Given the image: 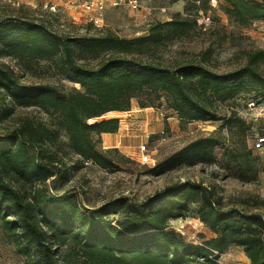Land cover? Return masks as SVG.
Here are the masks:
<instances>
[{"label": "trees", "instance_id": "trees-1", "mask_svg": "<svg viewBox=\"0 0 264 264\" xmlns=\"http://www.w3.org/2000/svg\"><path fill=\"white\" fill-rule=\"evenodd\" d=\"M220 1L226 3L225 14L243 25L264 22V0ZM194 24L195 19L175 14L170 21L151 25L142 36L125 38L111 32L56 33L34 18L7 15L0 19V54L20 61L51 60L61 75L79 86L64 89L49 83H23L0 63V123L11 115L14 105L38 106L55 116L53 127L25 118L0 133V222L27 264H219L218 256L228 245L240 246L249 264H264V218L238 208H221L200 181H177L141 201L118 197L93 208L84 207L74 194H51L45 186L53 176L62 183L68 180L57 154L60 129L80 162L114 166L111 152L120 154L116 149H100L99 135L117 131L118 118L105 115L128 110L133 98L141 108L165 98L167 107L186 122L217 120L216 103L247 90L264 98L261 49L247 52L242 66L225 72L201 61L171 68L133 56L165 39L186 35ZM98 52L108 55L94 67L77 62L76 55ZM224 125L235 126L242 152L233 157L242 158L249 173L241 177L252 180L258 158L242 137L250 123L232 112ZM220 143L215 133L196 137L149 171L159 175L183 165L211 164ZM190 203H197L196 214L216 235L213 239L193 242L169 228V220L186 216ZM115 214L122 217L113 221L109 216ZM63 247L70 248L72 258L59 259Z\"/></svg>", "mask_w": 264, "mask_h": 264}, {"label": "rangeland", "instance_id": "rangeland-1", "mask_svg": "<svg viewBox=\"0 0 264 264\" xmlns=\"http://www.w3.org/2000/svg\"><path fill=\"white\" fill-rule=\"evenodd\" d=\"M58 4L56 13L50 12L37 1L33 5H10L0 1V19L7 15L20 18H34L45 24L56 33H68L75 36H92L105 32L125 38L139 37L148 32V28L157 22L170 21L175 14L188 19H195L196 24L189 28L186 35L179 38L165 39L158 45L143 48V52H134L135 57L173 68L178 63L201 61L217 72H225L242 66L249 51L264 50V22L252 21L241 24L225 14L226 3L220 0H139L136 10L125 5L108 6L105 11L103 26L95 27L87 21V14L82 10L70 9L65 0H52ZM210 16V24L203 25L202 17ZM205 29H203V27ZM107 52L92 55H76L77 62L88 67L98 65L107 57ZM130 57V56H129ZM0 63L11 68L17 78L23 83H49L70 89L79 88L77 84L68 81L60 74L55 62L48 59L18 60L11 56L0 54ZM259 68L264 75V65ZM257 99L258 105L264 109V98L255 95L253 90L239 93L226 102L216 103L217 120L186 122L177 118L175 112L167 107L165 98L156 101L153 106L143 110L152 114L156 121L151 124L146 120L142 129L132 131L123 120L128 118L124 112H110L105 117L121 119V129L129 135L121 136L114 146H109L106 139H100L98 147L102 150H117L114 155V166L103 168L96 164L80 162V156L73 153L68 145V137L64 130L58 132L61 168L67 171L68 180L60 182L56 176L45 183L51 194H74L77 200L87 208L97 207L118 197L141 201L147 196L162 190L174 182L200 181L208 186L217 204L223 208H238L244 212H254L264 218V150H252V156L257 157L252 180L241 176L248 171L243 166L242 158L235 159L233 155L242 152L240 136L235 126H225L226 117L235 112L242 117L250 127L245 135L248 146L256 134L264 130V113L257 116L246 107L249 99ZM137 106L138 99L133 98ZM8 105L12 103L5 99ZM151 113V114H149ZM254 113V112H253ZM25 118L43 122L53 127L55 116L43 108L28 105H14L11 115L0 123V133L16 126ZM169 118V119H168ZM130 126V125H129ZM139 127L138 125H134ZM215 133L221 138V143L215 147V162L211 164L183 165L170 169L162 174L153 175L149 168L156 162L177 151L190 140ZM93 138L97 135L92 133ZM140 144H145L148 150L145 155L138 152ZM146 154L150 157H146ZM142 160V161H141ZM148 160L147 162H143ZM197 203H190L184 218L168 221L169 228L179 232L186 240L213 239L216 235L205 226L196 214ZM122 216L115 214L109 218L113 221ZM70 248L63 247L59 259L72 258ZM219 264H249L240 246L228 245L218 256ZM0 264H27L26 258L15 251L0 222Z\"/></svg>", "mask_w": 264, "mask_h": 264}, {"label": "built area", "instance_id": "built-area-1", "mask_svg": "<svg viewBox=\"0 0 264 264\" xmlns=\"http://www.w3.org/2000/svg\"><path fill=\"white\" fill-rule=\"evenodd\" d=\"M10 5L18 6L20 4H28L33 5L36 1L41 4L42 7L47 8L50 12L56 13L58 11V4L52 0H0ZM66 4L70 9L73 10H82L87 14V21L90 22L95 27L103 26L104 15L106 8L110 7H118L120 5H125L126 7L136 10L139 7V0H65ZM203 25L210 24V16L207 14L204 19L202 17ZM206 26L203 27L205 29ZM259 103L255 99H249L246 102V107L252 114L257 116L262 115L264 113V109L258 105ZM254 112V113H253ZM264 115V114H263ZM251 148L255 151H263L264 150V133L256 134L254 139L251 142ZM138 152L145 155L148 152L145 144H140L138 147ZM146 157H150L146 154ZM142 161V160H141ZM148 160H144L143 162H147ZM85 164H91L90 160L84 161ZM193 242H198L194 240Z\"/></svg>", "mask_w": 264, "mask_h": 264}, {"label": "crops", "instance_id": "crops-1", "mask_svg": "<svg viewBox=\"0 0 264 264\" xmlns=\"http://www.w3.org/2000/svg\"><path fill=\"white\" fill-rule=\"evenodd\" d=\"M137 104L135 101L131 99L130 101V108L125 111H116V112H124L127 113L128 118L124 120V123L128 125L127 127L132 131L130 135H134V131H137L138 129H142V126L145 124L146 120H150L151 124H153L154 121H156V118L151 114L150 119L148 118V112H144L143 110L148 109V107H136ZM169 119V118H168ZM118 129L116 132L113 133H100L99 138L103 142L104 139L109 143V146H103V147H111L114 146L115 142L118 140L119 142L122 141L120 138L121 136H126L129 134H126L121 129V119H118ZM130 125V126H129ZM134 125H138L139 127H135Z\"/></svg>", "mask_w": 264, "mask_h": 264}, {"label": "bare ground", "instance_id": "bare-ground-1", "mask_svg": "<svg viewBox=\"0 0 264 264\" xmlns=\"http://www.w3.org/2000/svg\"><path fill=\"white\" fill-rule=\"evenodd\" d=\"M120 143V142H119ZM143 155V154H142Z\"/></svg>", "mask_w": 264, "mask_h": 264}]
</instances>
